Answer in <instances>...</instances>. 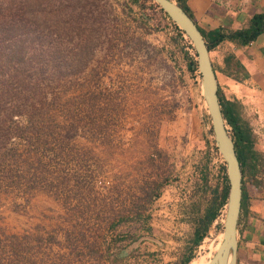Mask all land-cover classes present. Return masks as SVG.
<instances>
[{
	"label": "rangeland",
	"instance_id": "374dc122",
	"mask_svg": "<svg viewBox=\"0 0 264 264\" xmlns=\"http://www.w3.org/2000/svg\"><path fill=\"white\" fill-rule=\"evenodd\" d=\"M106 1L117 16L108 19L109 30L116 32L114 52L104 40L72 85L57 94L59 116L69 115L68 108L83 117L92 114L107 123L108 138L101 140L87 127L56 138L42 134L41 145L29 149V161L16 163L20 177L0 188L1 240L6 246V236L41 234V254L52 256L65 251L60 245L66 234H106V240L118 235L115 244L130 258L115 264H134L135 257L142 264H181L191 252L197 257L223 231L225 207L201 243H193L225 163L213 147L199 72L186 66L185 52L191 49L170 18L154 1ZM231 49L223 43L210 52L218 86L264 149V123L246 99L252 92L247 94L224 72L229 69L226 57L234 54ZM25 118L17 120L22 124ZM23 142L14 137L11 145L23 150ZM153 146L160 152L150 158ZM244 180L250 192L248 214L264 221V169L255 179ZM240 219L236 264H264V225L257 232L251 223L248 237L243 213ZM108 220L122 221L108 227L102 223ZM51 237L54 251L42 243Z\"/></svg>",
	"mask_w": 264,
	"mask_h": 264
},
{
	"label": "trees",
	"instance_id": "16d2710c",
	"mask_svg": "<svg viewBox=\"0 0 264 264\" xmlns=\"http://www.w3.org/2000/svg\"><path fill=\"white\" fill-rule=\"evenodd\" d=\"M176 1L191 16L185 0ZM154 5L158 7L157 4ZM113 12L114 8H111L106 0H0V188L9 187L14 183L15 177H20L16 174V163L29 161L30 152L32 154L29 149L41 145L42 134L56 138L62 132L65 136L68 133L77 134L78 128L87 127L101 137V140L108 138L104 134L107 123L95 119L92 114L83 117L78 115L79 112H71L68 108L69 115L59 116L61 96L57 91L72 85L80 67H84L88 57L96 48L101 47L104 40L107 50L114 52L117 45L114 43L116 32L109 30L108 22L110 16L117 17ZM171 23L178 36L191 49V53L185 52L188 71L196 72L197 60L193 46L182 30L172 21ZM199 30L210 52L225 41L248 45L264 31V12H255L249 20V25L236 31ZM226 62L229 69L224 72L227 76L236 80L242 79L237 77L236 72H241L243 77L247 76L234 54L228 55ZM218 96L223 115L231 128L243 174L241 213H244L248 207L244 179H255L264 169V154L256 145L251 130L241 122L233 103L222 96L219 86ZM21 116L26 117L25 123L21 124L17 120ZM59 118H62L60 125ZM14 137L24 141V146L27 147L20 150L11 145ZM213 147L217 151V147ZM159 152L157 146H153L150 148V158ZM38 171L40 170L37 169V173ZM220 171L221 184L212 189L205 212L194 230L193 243L196 246L207 235L209 227L226 203L228 184L224 164L221 165ZM155 182L156 179L151 181ZM120 221L122 220L117 223L108 220L102 223L112 227ZM106 236L108 235L85 237L66 234L65 244L60 245V249L65 251H56L49 256L46 252L41 254V234L6 236V248L1 240L0 228V264H41V260L52 259L49 264L128 262L130 257H124L123 248L115 244L118 235L111 236L109 240H106ZM51 239H45L46 242L42 243L52 249L54 240L53 237ZM221 239L215 241V251ZM210 241L197 257L193 258L191 252L181 264H195L207 252ZM134 261V264H142L136 257Z\"/></svg>",
	"mask_w": 264,
	"mask_h": 264
},
{
	"label": "water",
	"instance_id": "95a60500",
	"mask_svg": "<svg viewBox=\"0 0 264 264\" xmlns=\"http://www.w3.org/2000/svg\"><path fill=\"white\" fill-rule=\"evenodd\" d=\"M152 1L182 30L196 53L201 92L211 120L215 146L225 163L228 184L227 199L224 206L222 241L209 264H236L243 174L234 139L222 112L218 96V82L210 51L197 24L181 5L173 0Z\"/></svg>",
	"mask_w": 264,
	"mask_h": 264
},
{
	"label": "crops",
	"instance_id": "0c3cea01",
	"mask_svg": "<svg viewBox=\"0 0 264 264\" xmlns=\"http://www.w3.org/2000/svg\"><path fill=\"white\" fill-rule=\"evenodd\" d=\"M185 2L189 8L192 19L204 32L210 30H220L222 32L239 30L249 25V20L255 12H264V0H185ZM223 43L230 44L233 47L231 51L234 53L235 58L241 63L247 75L246 77L242 75V79L238 81L235 80L236 83L234 84L246 88L247 94L252 92V95H250L251 97H247L246 99L253 102L252 105H254L259 122L264 123V31L255 41L248 45H239L237 41H225ZM241 122H244V120L241 119ZM252 137L255 139L256 136L254 137L252 135ZM255 143L264 154V149L260 146L258 141L255 140ZM251 184L256 186L255 183ZM247 193L248 207L247 211L243 213V226H245L246 233L244 230L243 231L244 235L249 237V235L253 234L250 229L252 226L251 223L254 222L257 225V232H260L262 224L264 225V221L261 218L262 216L257 217L256 215L248 214V209H250V192L248 188ZM261 193H263L264 196V188L263 190L261 189ZM241 214L240 212V215ZM240 224L241 219L239 217L238 225ZM239 232L238 229V236H240ZM258 239L260 241L262 237L259 236Z\"/></svg>",
	"mask_w": 264,
	"mask_h": 264
},
{
	"label": "bare ground",
	"instance_id": "6f19581e",
	"mask_svg": "<svg viewBox=\"0 0 264 264\" xmlns=\"http://www.w3.org/2000/svg\"><path fill=\"white\" fill-rule=\"evenodd\" d=\"M218 238H222V231H221V234L218 236ZM214 241L215 239L211 240L210 243H209V250L207 252V254L203 257H201L195 264H209V261L210 259L212 258V256L214 255V252L213 253V250H214ZM222 241V239H221ZM220 241V243H221ZM219 245L217 246V249H218ZM213 253V255H212Z\"/></svg>",
	"mask_w": 264,
	"mask_h": 264
},
{
	"label": "flooded vegetation",
	"instance_id": "af4514ba",
	"mask_svg": "<svg viewBox=\"0 0 264 264\" xmlns=\"http://www.w3.org/2000/svg\"><path fill=\"white\" fill-rule=\"evenodd\" d=\"M215 239V241L218 239V236L216 237V238H214ZM215 241H214V244H215ZM208 250H209V248H208ZM208 250H207V252H208ZM216 250H217V248H216ZM214 251H215V248H214V250H213V253H214ZM207 252H205L204 254H203V256H205L206 254H207ZM213 253H212V255H213Z\"/></svg>",
	"mask_w": 264,
	"mask_h": 264
}]
</instances>
